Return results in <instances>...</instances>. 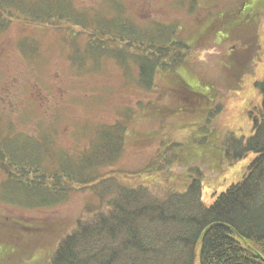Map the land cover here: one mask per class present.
Segmentation results:
<instances>
[{
    "label": "trees",
    "instance_id": "1",
    "mask_svg": "<svg viewBox=\"0 0 264 264\" xmlns=\"http://www.w3.org/2000/svg\"><path fill=\"white\" fill-rule=\"evenodd\" d=\"M56 1L0 0V31L13 21L65 28L62 42L71 49L68 58L75 69H80L77 56H82L81 53L83 64L90 51L97 57L114 54L117 61L116 54L122 55L137 62L138 81L147 88L154 85L157 67L167 70L168 75L158 76L165 80L164 85L156 88L161 92L168 90L176 103L162 107L158 101H151L144 105L146 110L154 104L144 112L146 116L159 114L156 108H161L165 115L190 114L197 118L191 125L199 129L213 126L214 119L228 108L229 101L243 87L245 77L253 75L257 66L256 55L260 52L257 29L255 26V30L248 29L253 25L250 17L256 16L240 15L244 3L227 28V23L220 26L217 22V28L208 26L205 32V27L200 32L202 37L174 44V28L154 20L145 21L149 26H141H146L142 28L144 32L149 28L155 30V36L143 38L136 36L130 27H127L130 33H126L94 23L95 11H75L70 0L68 7L55 4ZM75 13L82 14L83 19ZM225 16L228 15L221 19ZM118 36L121 40L127 36L126 41L123 43ZM81 38L85 39L86 49L85 43L78 41ZM34 40L24 34L18 37L15 46L24 57L33 59L41 56ZM77 43L83 45L81 50ZM252 52L253 58L249 56ZM210 63L218 79L213 88L201 76L197 85L188 80V65L205 70ZM252 86L258 91L260 102L246 111L252 123L249 136L237 137L226 131L220 137L216 154L219 157L214 159L198 152L183 153L184 149L190 152L186 143L164 144L158 153L159 160L139 171L159 174L148 183L131 184L117 177L134 172H99L123 148L126 123L123 120L97 128L98 141L83 149L79 156L56 154L53 159L57 166L50 172L42 165L49 152L40 151H52L51 142L16 134L12 135V141L2 140L1 137L10 136L1 132L0 173L4 175L0 180V198L26 207L49 206L67 199L75 189L72 183L92 189L96 203H86L91 215L76 220L75 227L58 241L44 264H264V77L255 80ZM213 128L216 129L210 127L204 132L209 134ZM249 152L254 157L240 180L215 194L211 203L204 204L203 179L215 175L218 171L215 163L229 167ZM165 168L179 177L175 179V175L165 173Z\"/></svg>",
    "mask_w": 264,
    "mask_h": 264
},
{
    "label": "rangeland",
    "instance_id": "2",
    "mask_svg": "<svg viewBox=\"0 0 264 264\" xmlns=\"http://www.w3.org/2000/svg\"><path fill=\"white\" fill-rule=\"evenodd\" d=\"M29 1L23 0L24 3ZM70 1L73 3L71 9L75 11H95L94 23L126 33H130L127 28L130 27L136 36L143 38L154 37L156 32L151 28L146 32L142 31L146 26L141 25L150 24L145 22L147 20L174 28V44L180 43L178 40L202 37L200 32L205 27L206 32L208 26L217 28L218 23L220 26L227 23V28L244 3L240 15L253 14L258 18L250 17L253 25L248 27L257 29L260 48L256 55L257 66L253 75L245 77L240 92L229 101L230 106L214 119L215 125H208L200 130L196 125H191L197 118L188 113L165 115L161 108H156L159 114L144 115V112L154 106L152 103L149 105L151 108L143 110L144 105L151 101H158L162 107L176 103L168 90L161 92L156 88L164 85L165 80L158 76L168 75L167 70L157 67L154 85L147 88L138 81L140 68L137 62L133 58H123L122 55L116 54L119 58L117 61L114 54L97 57L95 52L90 51L84 65L81 53L82 56H77L80 69H75L68 58L71 49L62 42L65 28H44L13 21L9 27L0 31V133L10 136L1 137L2 140L12 141V135L16 134L22 138H35L38 142H51L52 151H40L45 154L49 152L42 165L50 172L57 166L53 159L56 154L67 152L75 157L79 156L83 149L96 142L97 128L123 120L122 123L126 122L123 148L112 163L103 166L101 171L98 170L102 174L110 170L134 172L133 175L122 173L117 177L137 184L153 182V179L158 178L156 176L159 174L139 171L152 161L159 160L158 153L162 151L164 144L173 141L186 143L190 146V152L184 149L183 153L198 152L214 159L219 157L216 154L220 137L226 131L237 137H247L252 133V123L246 111L260 102V95L252 84L264 77V0ZM70 1L57 0L55 4L58 2L68 7ZM224 15L228 16L221 19ZM77 16L83 19L82 14ZM16 18L20 19L18 15ZM89 24L94 27V24ZM24 34L36 39L34 41L41 56L30 59L17 50L15 42ZM126 38L127 36H123L121 40L118 36L123 43ZM163 38L165 41L166 38ZM84 40L81 38L78 41L85 43ZM82 46L78 44L80 50ZM119 46L118 43L116 49ZM253 55V52L249 54L251 57ZM187 69V77L191 83L197 85L199 76L211 87L218 83L211 63L205 70H197L189 65ZM210 127L216 129L210 130L209 134L204 132L209 131ZM6 143L8 145V141ZM253 157L254 153L249 152L229 167H223L222 164L219 167L215 163V170L218 171L214 176L203 179L201 200L204 204L211 203L215 194L240 180ZM164 172H168V168ZM169 172L168 174L175 175V179L179 177L172 170ZM3 175L0 173V180ZM72 186L75 189L71 190L67 199L49 206L26 207L0 198V264H44L58 241L75 227L76 220L91 215L92 211L87 210L86 203H96L94 192L89 186L80 188L82 186L76 183H72Z\"/></svg>",
    "mask_w": 264,
    "mask_h": 264
}]
</instances>
